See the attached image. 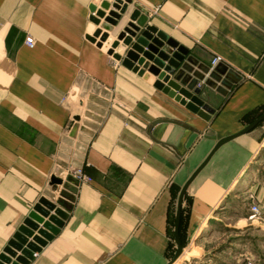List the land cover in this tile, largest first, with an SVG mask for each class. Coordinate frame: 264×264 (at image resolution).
<instances>
[{
    "label": "crops",
    "instance_id": "obj_1",
    "mask_svg": "<svg viewBox=\"0 0 264 264\" xmlns=\"http://www.w3.org/2000/svg\"><path fill=\"white\" fill-rule=\"evenodd\" d=\"M103 1L0 0V255L47 197L68 218L27 264L171 263L182 187L219 140L264 114V0H132L110 33L117 41L139 9L200 62L220 56L241 80L226 96L203 86L216 109L209 121L157 90L151 73L139 76L110 55L113 43L91 39L99 26L90 7ZM124 47L115 53L124 56ZM155 120L163 121L150 129ZM263 131L264 121L223 144L187 188L184 254L187 240L213 235L225 198L253 192L264 204V181L252 166ZM75 167L89 180L66 174ZM54 175L63 180L57 191ZM242 179L252 183L240 193ZM235 245L204 263L245 251ZM256 256L264 262L263 252Z\"/></svg>",
    "mask_w": 264,
    "mask_h": 264
},
{
    "label": "water",
    "instance_id": "obj_2",
    "mask_svg": "<svg viewBox=\"0 0 264 264\" xmlns=\"http://www.w3.org/2000/svg\"><path fill=\"white\" fill-rule=\"evenodd\" d=\"M131 3L132 0H114L113 3L104 0L100 8L94 4L91 5V22L99 26L95 29L91 39L93 41L99 39L97 42L99 47H103L104 42L113 43L112 48L108 49L110 55L122 60L124 66L139 76H144L148 71L154 76L151 80L157 90L164 92L192 113L209 121L216 109L210 103L203 86L226 96L234 84L241 80V76L223 62L216 65L200 62L190 51V48L181 44L175 37L160 29L156 24L151 23L152 20L149 16L143 14L139 9H134L131 12L128 21L117 36V41L113 42L110 33L114 32L116 27L126 18ZM106 10H109L107 15ZM102 18L103 20H101ZM120 42L125 46L124 56L120 52L115 53V48L119 47ZM161 121L163 120H155L150 129ZM263 121L264 114L240 132L219 140L208 157L182 187L177 212L176 240L178 249L174 259L169 264H174L183 251L179 237V224L182 202L187 188L223 144L253 130ZM64 173L62 171L60 175ZM66 174L80 183L70 173L66 172ZM60 175H54L51 178L50 187L53 190L57 191L58 187L62 185L63 180ZM67 218L68 212L64 208L47 197H42L0 255V264H27L29 260H33L34 254L40 252L61 231ZM19 252L21 254H18ZM13 258H15L14 261Z\"/></svg>",
    "mask_w": 264,
    "mask_h": 264
},
{
    "label": "rangeland",
    "instance_id": "obj_3",
    "mask_svg": "<svg viewBox=\"0 0 264 264\" xmlns=\"http://www.w3.org/2000/svg\"><path fill=\"white\" fill-rule=\"evenodd\" d=\"M252 166L257 169V172L253 175L258 180L261 178L264 181V139ZM251 183L252 181L249 184L242 179L237 188L241 190L240 193L244 192ZM250 204L258 205L259 212L252 213L249 207ZM220 206L221 209L218 210L219 220L213 219L218 224L215 231L211 232L213 235L204 239L203 242H193L191 244V241L187 240L185 242L186 253L184 254L182 251L184 259H179L182 256L181 253L176 260L177 263L180 260L179 264H205L203 260L212 258L214 252H222L223 249L226 250L228 247L234 246V243H236L237 248L243 246L245 251L235 248L234 253L229 257L225 256L220 264H246L248 260L256 259V255L260 252L264 253V227L260 225L262 223L261 219L264 218V204L257 199L255 194L248 192L234 200L227 197L221 202ZM244 219H247L248 222Z\"/></svg>",
    "mask_w": 264,
    "mask_h": 264
},
{
    "label": "built area",
    "instance_id": "obj_4",
    "mask_svg": "<svg viewBox=\"0 0 264 264\" xmlns=\"http://www.w3.org/2000/svg\"><path fill=\"white\" fill-rule=\"evenodd\" d=\"M26 43L29 46H34L35 42H34V38L31 36H28L26 38ZM222 62V58L220 56H216L213 58L212 64L216 65L217 63ZM71 175H73L75 178H77L80 182L81 181H88L89 178H87L84 174H83V169L81 168H73L72 171L69 172ZM250 211L252 213H258L259 212V207L256 204H250ZM246 264H264V262H259L257 259H252V260H248Z\"/></svg>",
    "mask_w": 264,
    "mask_h": 264
},
{
    "label": "bare ground",
    "instance_id": "obj_5",
    "mask_svg": "<svg viewBox=\"0 0 264 264\" xmlns=\"http://www.w3.org/2000/svg\"><path fill=\"white\" fill-rule=\"evenodd\" d=\"M250 176V175H249ZM252 176V175H251ZM249 181V180H248ZM248 189V188H247ZM247 193V192H246Z\"/></svg>",
    "mask_w": 264,
    "mask_h": 264
},
{
    "label": "trees",
    "instance_id": "obj_6",
    "mask_svg": "<svg viewBox=\"0 0 264 264\" xmlns=\"http://www.w3.org/2000/svg\"><path fill=\"white\" fill-rule=\"evenodd\" d=\"M262 123V122H261Z\"/></svg>",
    "mask_w": 264,
    "mask_h": 264
}]
</instances>
